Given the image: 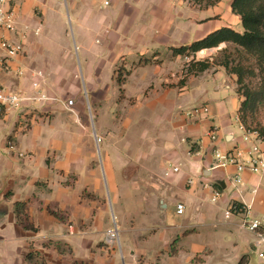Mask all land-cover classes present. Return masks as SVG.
Returning a JSON list of instances; mask_svg holds the SVG:
<instances>
[{
  "label": "crops",
  "instance_id": "1",
  "mask_svg": "<svg viewBox=\"0 0 264 264\" xmlns=\"http://www.w3.org/2000/svg\"><path fill=\"white\" fill-rule=\"evenodd\" d=\"M229 1L223 0L221 4L230 6L226 7L225 15L199 19L198 10L191 5L187 7L184 0H16L14 8L18 37L0 30V43L4 39L19 40V35L27 32L25 53L28 58H16L11 61V67L14 74L19 69L26 72L47 71L42 80V94L51 100L22 109L19 114H0V264H29L26 258L30 253L41 254L46 264H112L109 261L116 258L118 253L113 248L100 246L104 244L103 234L109 228L108 208L102 207L99 202L86 201L85 195L93 193L103 199L102 197H107V191L102 186L99 172L90 170L86 176L85 159L77 154L76 160L71 153L72 129L69 126H50L42 122L37 113L31 116V129L23 128L25 119L36 109L42 114V111L49 110L61 113L66 108L58 103L53 93L64 92L68 72L76 66L72 60L73 50L67 23L77 36L76 50L82 54L89 84L96 87L115 82V74L121 61L123 63L128 60L124 64L126 69L139 56L157 54L159 57L153 58L149 65L160 66L155 61L162 63V57L169 49L174 57V49L190 46L226 27L243 33L240 17L234 16L231 11L234 0ZM199 21L203 32L200 37ZM56 28L62 29L64 42L59 41L55 34ZM37 30H40L39 34L36 33ZM179 38L184 41H172ZM2 55L4 53L0 50V57ZM164 65L166 63L162 66ZM16 76L17 74L10 76L3 73L0 67V86L16 92L35 93L29 75ZM187 76L178 95L160 94L157 102L167 109V118L170 120L168 129L160 131L157 136L154 134V142L145 149V193L152 190L159 198L169 200L165 204L164 217L161 218L164 221L159 244L155 245L168 252L169 248L172 251V245L177 241V254L169 255L167 260H163V264H182V255L186 257V261L188 257H192V253L196 254L204 247H210L207 236L216 235L215 230L221 227L225 233L220 240L219 249L227 258L220 261L227 264L229 254L238 261L236 257L242 248L248 249L245 257L252 254L254 236L241 230L238 217L227 220L224 212L232 204H237L249 208L251 219H264V174L245 171L241 176L242 183L236 184L233 182L236 175L234 166L226 169L213 167L214 144L208 136L211 129L217 130L218 146L222 151L247 147L242 142L244 132L239 120L241 99L236 92L235 77L229 76L224 68H212L198 75ZM164 79L159 78L161 84ZM140 84L144 86L145 82ZM202 106L209 107L208 117L191 119L186 116L189 110ZM60 134L66 136L59 138L57 135ZM7 137H14L19 153L25 157L19 158L7 152ZM130 149V146L105 149L109 194L115 196L120 206L119 197L122 194H119L118 188L119 183H122L119 176L131 165L123 159L124 154L130 158ZM51 153L56 156L63 154V163L53 160ZM74 165L83 176L76 174L77 181L69 184L67 178ZM174 168L179 171L174 172ZM62 172H65L64 176L61 175ZM167 173L170 175L166 176ZM190 180L194 181L193 185H189ZM40 182L48 186L47 193L38 189ZM215 189H219L222 196L218 204L213 206L210 199ZM175 199L177 204H185V218V214L179 216L177 212L168 210L170 202ZM204 201L212 205L213 209H206L205 212L202 207ZM19 202L27 204L30 222L40 229L39 232L27 231L18 223L15 205ZM49 211L62 212L73 225L66 226L55 216H51ZM143 211L149 213V208L145 207ZM189 214H199L194 221L209 222L207 231L203 232L206 239L200 244L196 238L187 236L190 232H183ZM92 216V228L87 235H82L80 229ZM176 219H181L182 223ZM123 225L129 236L125 238V253L122 250V256L123 259L128 258L129 264H136L134 254L141 253V250L133 242V232L137 235L141 232L133 231L126 220ZM198 226L191 225L193 228ZM61 229L66 231V235L59 238L56 231ZM71 237L75 240H69ZM78 238L82 241L76 240ZM50 241L69 245L72 255L65 256L54 247L45 248L44 244Z\"/></svg>",
  "mask_w": 264,
  "mask_h": 264
},
{
  "label": "rangeland",
  "instance_id": "2",
  "mask_svg": "<svg viewBox=\"0 0 264 264\" xmlns=\"http://www.w3.org/2000/svg\"><path fill=\"white\" fill-rule=\"evenodd\" d=\"M184 1L186 2L187 7L191 5L192 8L198 10L199 19L204 18L205 16L211 17L212 15L217 16L218 14L225 15L227 8L230 7L229 5H221L223 0L218 3H215V0ZM229 2H231V0ZM14 4L15 6L17 5V3ZM229 14L231 17L233 15L235 16L233 12V15L231 13ZM218 18L214 19L218 20ZM200 24L199 21V37L203 35ZM67 26L73 50L72 60L75 61L76 66H74L73 70H69L68 72V82H66L67 87L64 88V92L56 91V93H53L58 103L66 108L63 109L61 113L49 110L42 111V114L36 109L31 113L32 115L25 119L23 128L25 130L31 129L32 123H30V121L33 119L31 116L37 113L38 118L50 126H69L72 129L70 132V142L72 144L71 153L76 160L78 156L77 154H80V156L85 159L86 176L89 175L90 170H97L101 176L102 186L106 187V198L102 197L103 199H101L100 196H96L93 193L85 195L86 201L99 202L100 204L102 203V207L107 206L108 208L109 220L107 224H109V228L104 232L105 234H103V243L106 245L105 236L108 231L113 229L119 233L118 244L110 247L118 251V253L116 258L109 261V263L129 264L128 258L123 259L122 256V250L125 253V238L129 236L125 233V226L123 225V221L126 220L133 231L140 230L139 233L141 232L138 235L136 232H133L135 234L133 242L135 246L141 250V253L134 254L136 264H163V260H167L172 251L170 248L168 252L160 250V246H156L155 244L158 243L159 234L163 230L162 221L164 220H161V218L164 217L166 210L165 204H167L169 200L159 198L154 195L152 190H149L146 194L144 182L146 180L145 177L147 176V173L145 174V149L149 146L148 144L154 142V140H152V137L154 139V134L157 136V133L159 134L160 131L168 129L170 121L167 118L169 117L167 109L160 106L157 100L161 97L160 94L164 95L168 93L170 96L178 95L182 84L187 80V75H195L197 67L194 68V73L189 74V69L193 63L209 61L214 65L212 68H224L220 66V64L225 62L226 58L231 54L234 65L230 66L229 71L225 68L224 69L229 76L235 77L236 92L240 97L242 104L245 100L243 95L246 91H255L259 88L261 79L260 70L256 66V61L253 58L246 55L242 49H237L233 45L222 44L215 49L203 50L206 51L205 55H201L200 51L196 56L186 54L185 56L177 58H175L176 56L172 57L171 53H169L171 49H169L168 52L163 55L162 59L164 60L162 63L160 61H155V64L160 66L149 65V63L153 62V58L159 57L157 54L154 56H139L137 61L126 69H124V64L127 63L128 60L123 61V63H121V61L115 74V82H108V84H104L103 86L91 87L84 68V63L82 62V54L76 50L77 36H75V32L69 26V23H67ZM55 34L58 35L59 41L62 42L64 39L63 36H61L62 29L56 28ZM14 36L18 37L17 34H14ZM11 40L13 42L18 41L17 39ZM172 41L176 43L181 41L182 43L184 40L179 38L173 39ZM24 57L28 58V54L25 53ZM147 57H150L151 59L148 60ZM0 60H5V54L0 57ZM246 60H249V62H246ZM163 63H166L167 66H162ZM235 65L243 66L240 68V71L244 76V82L242 84L238 83V76L231 73V70ZM1 70L7 75H16L14 74L12 67L10 68V71L3 70L2 68ZM46 72L42 71L44 74L43 79H45ZM49 73L52 74V76L54 75L52 72ZM162 77L165 78V81L161 84L159 78ZM140 82H145V85H141ZM9 91L12 93L16 92L12 89H9ZM11 112L19 114L20 110ZM244 112L245 115L243 116L246 117V124L249 126L248 128H250L249 130H257V132L264 130V104H249ZM11 134H13V132ZM57 136L62 138L66 135L60 134ZM7 139H9V137H7ZM11 140L15 142L14 137H11ZM126 146H130L132 154L130 158L124 154L123 159H125L124 162L128 161V165L131 164V167L129 166L124 174L119 176V181L122 183H119L118 188L120 191L119 194H122V197H119L120 206L116 202L115 196L109 194L107 173L105 172L106 157L104 155L106 148H125ZM52 154L53 153H51V155ZM12 156L15 155L12 154ZM58 157L60 158L57 159ZM63 157L64 156L63 154L61 155V153L58 156H56L55 153L53 154V160H57L60 164L63 163ZM50 160L51 159L49 158V161ZM129 161L132 162L129 163ZM76 174L83 176V173H81L79 168L74 165L69 174V178H67L69 184L77 181ZM61 175L64 176L65 172H62ZM47 187L48 186L44 182H40L38 189L41 191L44 190L47 193ZM204 200H206V198H204ZM176 201L177 199L171 201L169 204L168 210L173 211V213L177 212V206L181 204H177ZM213 206L215 205L213 204ZM145 207L149 208V213L143 211ZM202 207L205 212L207 211L206 209H213L212 205H209L207 201H204ZM49 213L66 226L73 225L66 220L65 215H63L62 212L49 211ZM186 213L183 218L187 216ZM188 216L189 219H186L185 221L186 224L183 232H190L187 236L196 238L197 243L200 244L201 241L206 239L203 232L207 231L206 228L209 222L202 220L194 221L196 220L195 217L199 216V214L193 216L189 214ZM93 221L94 216L83 224L80 229L82 235H87L89 233ZM176 221L182 223L181 219H176ZM192 224H198L199 226L193 228L191 227ZM214 233L216 235L207 236V239L210 242V247H204L205 249L196 254L192 253V257H188V260L186 259V261H184L186 257L182 255V264H223L220 259L227 257L219 248L221 245L220 240L224 237L225 232L219 227ZM65 235L66 231L63 229L56 231V236L59 238ZM82 239L84 238L82 237ZM82 239L78 238L76 240L82 241ZM172 239L174 238L172 237ZM172 239L171 244L173 243ZM69 240L73 241L75 238L71 237ZM214 240L215 244L212 245ZM104 244H101L100 246L109 247ZM44 247H54V249H59L58 252L64 251L65 256L72 255V250L69 245L59 241H50L45 243ZM177 248H179V244L176 246L175 250H177ZM233 258L234 257L229 254L227 264H238L239 260L236 259L238 261H235ZM245 259L248 261V264H262L258 258L257 252L254 250L252 254L245 257Z\"/></svg>",
  "mask_w": 264,
  "mask_h": 264
},
{
  "label": "built area",
  "instance_id": "3",
  "mask_svg": "<svg viewBox=\"0 0 264 264\" xmlns=\"http://www.w3.org/2000/svg\"><path fill=\"white\" fill-rule=\"evenodd\" d=\"M14 3H16V0H0V30L18 35V22ZM39 32L40 30H37L36 33L39 34ZM26 33L19 35L17 42L8 39L1 41L0 50L5 54V60H0V67L3 70L10 71L11 61L25 55ZM16 74L18 77L29 75L32 80V89L35 93H12L9 89L0 86V114L25 108L29 109L32 106L35 107L36 104H42L51 100L48 96L42 94V80L44 78L42 71L29 70L26 72L19 69L16 71ZM209 115L210 109L207 106L196 107L186 113V116L191 119H200ZM242 130L244 132L242 142L247 147H236L228 152H224L219 148V134L216 129H211L208 134L214 144L213 167L226 169L234 166L236 168V175L233 178V182L236 184L242 183L241 176L245 171L264 174V140L258 133L247 131L244 126H242ZM5 148L11 155H17L19 158L25 157L24 154L19 153L15 142L11 138L6 140ZM173 171L178 172L179 170L174 168ZM169 175V173L166 174V176ZM193 183V180L189 181V185H193ZM221 196L222 193L219 189L213 190L210 202L214 205L218 204ZM185 211L186 207L183 204L177 206V214L179 216H183ZM224 216L227 220L238 217L241 230L254 236L253 250L257 252L259 260L264 264V219H251L249 208H244L237 204H232L225 210ZM105 239L107 246H115L119 242V233L112 229L107 232Z\"/></svg>",
  "mask_w": 264,
  "mask_h": 264
},
{
  "label": "trees",
  "instance_id": "4",
  "mask_svg": "<svg viewBox=\"0 0 264 264\" xmlns=\"http://www.w3.org/2000/svg\"><path fill=\"white\" fill-rule=\"evenodd\" d=\"M221 1L222 0H215V3ZM231 8L233 14L241 18L244 29L243 33L236 32L232 28L228 27L222 28L190 46L174 49L173 54L176 57L185 56L186 54L196 56V54L200 51L215 49L220 47L222 44H228L235 46L237 49H242L246 55L253 58L256 61V66L260 70V85L257 90H249L244 93L243 97L245 100L241 104L239 120L247 131L258 133L259 136L264 140V130H260L258 132L257 130H249L250 128H248L249 126L246 124V117L243 116L245 115L244 111L249 106V104H264V0H234ZM229 55L230 56L226 58V61L220 64V66L224 67L227 71H229L230 66L234 65L231 58L232 56L231 54ZM246 62H249V60H246ZM213 66L214 65L209 61L195 62L191 65L189 74L195 72V67H197L195 74L198 75L210 70ZM241 67L243 66L235 65L231 70V73L237 75L239 78L238 83L242 84L244 82V76L240 71ZM15 214L18 223L27 231H32L35 233L39 231V229L30 222L26 203H16ZM176 246L177 241H175L172 245L171 256H175L177 254V250H175ZM59 252L64 254V251ZM26 260L29 262V264H46V261L39 253H30ZM239 264H248V261L244 259Z\"/></svg>",
  "mask_w": 264,
  "mask_h": 264
},
{
  "label": "water",
  "instance_id": "5",
  "mask_svg": "<svg viewBox=\"0 0 264 264\" xmlns=\"http://www.w3.org/2000/svg\"><path fill=\"white\" fill-rule=\"evenodd\" d=\"M206 51H201V55H205ZM221 185V184H220ZM223 188L225 187L224 184L221 185ZM248 249L247 248H242L240 252L237 254V259L241 262L245 256L247 255Z\"/></svg>",
  "mask_w": 264,
  "mask_h": 264
}]
</instances>
